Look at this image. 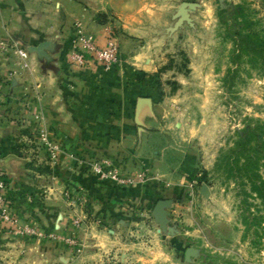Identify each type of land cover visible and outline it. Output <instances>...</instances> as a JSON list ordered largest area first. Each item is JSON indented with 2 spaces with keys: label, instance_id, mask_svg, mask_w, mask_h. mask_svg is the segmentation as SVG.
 Instances as JSON below:
<instances>
[{
  "label": "crops",
  "instance_id": "1",
  "mask_svg": "<svg viewBox=\"0 0 264 264\" xmlns=\"http://www.w3.org/2000/svg\"><path fill=\"white\" fill-rule=\"evenodd\" d=\"M158 5L0 0V170L16 220L0 221V264H98L107 253L125 264L165 261L162 223L131 219V212L156 211L165 203L157 200L172 199L194 168L165 108L149 95V77L137 72L149 67L148 60L125 46L166 25ZM98 13L109 17L99 22ZM75 21L99 45L105 29H113L119 43L115 68L71 66ZM41 129L62 146L56 164L36 141ZM80 156L108 158L126 174L146 171L148 178L121 189L80 167ZM69 239L81 248L76 251Z\"/></svg>",
  "mask_w": 264,
  "mask_h": 264
},
{
  "label": "rangeland",
  "instance_id": "2",
  "mask_svg": "<svg viewBox=\"0 0 264 264\" xmlns=\"http://www.w3.org/2000/svg\"><path fill=\"white\" fill-rule=\"evenodd\" d=\"M158 7L166 25L125 46L148 60L137 72L149 77V95L165 108L194 169L172 199L130 218L162 223L167 257L156 264H264V198L249 182L256 172L264 181V53L253 49L264 44V0H159ZM238 32L248 40L237 43ZM86 164L78 165L96 177ZM147 175H132L134 186ZM100 264L125 263L107 253Z\"/></svg>",
  "mask_w": 264,
  "mask_h": 264
},
{
  "label": "built area",
  "instance_id": "3",
  "mask_svg": "<svg viewBox=\"0 0 264 264\" xmlns=\"http://www.w3.org/2000/svg\"><path fill=\"white\" fill-rule=\"evenodd\" d=\"M73 27L74 35L68 51V60L71 66L81 68L94 64L106 71L116 67L119 62V43L112 28L108 27L105 29V41L102 45H99L96 37L88 32L80 21H75ZM4 47L0 44V48L4 49ZM17 54L22 60H26L28 57L21 50H17ZM23 67L26 68L27 65L24 63ZM36 141L46 153L47 159L51 163L56 164L63 151L61 144L53 139L44 129L39 130ZM77 162L82 166L84 163H87L85 167L99 180L103 182L108 181L121 189L130 188L137 183L132 175L122 172L109 159L101 158L89 161L79 159ZM8 193L7 182L0 170V221L15 224L16 220L10 213Z\"/></svg>",
  "mask_w": 264,
  "mask_h": 264
},
{
  "label": "trees",
  "instance_id": "4",
  "mask_svg": "<svg viewBox=\"0 0 264 264\" xmlns=\"http://www.w3.org/2000/svg\"><path fill=\"white\" fill-rule=\"evenodd\" d=\"M235 11L237 12V10H239L240 8L237 6L234 8ZM234 28L238 27V24L235 20L234 22ZM249 37L247 36H244L242 33L238 32V33H235V40L238 42H246L245 40H248ZM254 50H259L261 52V54L263 55L264 53V44L263 43H259V46H256L255 48H253ZM256 163V162H255ZM257 171V169H256ZM258 179V180H257ZM255 180L259 181L257 183L259 184H254ZM249 182L251 183L252 185V192L259 196V197H263L264 198V181L261 179V176L258 174V172H256V174L254 173L252 175V177L249 178Z\"/></svg>",
  "mask_w": 264,
  "mask_h": 264
},
{
  "label": "water",
  "instance_id": "5",
  "mask_svg": "<svg viewBox=\"0 0 264 264\" xmlns=\"http://www.w3.org/2000/svg\"><path fill=\"white\" fill-rule=\"evenodd\" d=\"M145 101H149V100H145ZM200 194L203 195L204 197L208 196V191H207V188L205 186L201 187Z\"/></svg>",
  "mask_w": 264,
  "mask_h": 264
}]
</instances>
